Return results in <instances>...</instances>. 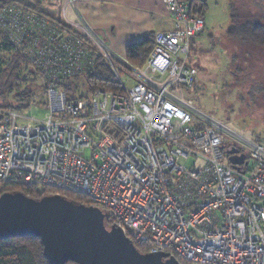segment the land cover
<instances>
[{"label": "built area", "instance_id": "built-area-1", "mask_svg": "<svg viewBox=\"0 0 264 264\" xmlns=\"http://www.w3.org/2000/svg\"><path fill=\"white\" fill-rule=\"evenodd\" d=\"M60 3L67 27L15 3L0 13L1 28L41 80L46 110L42 118L0 112V194L6 184L79 193L142 253L186 264H264V145L184 94L197 82L190 47L204 18L189 1L164 0L173 27L154 33L139 65L68 18L75 0ZM97 58L120 90L69 98L65 81ZM232 147L245 154L236 167Z\"/></svg>", "mask_w": 264, "mask_h": 264}, {"label": "rangeland", "instance_id": "rangeland-1", "mask_svg": "<svg viewBox=\"0 0 264 264\" xmlns=\"http://www.w3.org/2000/svg\"><path fill=\"white\" fill-rule=\"evenodd\" d=\"M48 1L52 2L44 0L43 6L55 13L56 1ZM206 5L204 30L193 39L190 50V61L198 69L197 82L185 90V98L216 118L231 122L237 129L251 132L253 138L264 145V48L230 39L225 33L230 25L232 6L241 20L256 18L264 21V0H206ZM11 61V52L0 51L2 107L18 104L16 82L7 88L8 80L13 77L8 75L4 79V72H1ZM17 75L20 79L18 88L33 93L28 116L42 118L46 110L39 76L26 64L21 66ZM82 81L83 78L73 81L75 97L84 92ZM226 146L236 145L227 140ZM252 163L253 159L249 158V166ZM187 164L190 166L192 160Z\"/></svg>", "mask_w": 264, "mask_h": 264}, {"label": "water", "instance_id": "water-1", "mask_svg": "<svg viewBox=\"0 0 264 264\" xmlns=\"http://www.w3.org/2000/svg\"><path fill=\"white\" fill-rule=\"evenodd\" d=\"M227 153L232 167L245 162L236 147ZM18 236L38 238L48 264H180L167 254L140 252L118 227H107L103 210L60 194L36 199L2 192L0 239Z\"/></svg>", "mask_w": 264, "mask_h": 264}, {"label": "trees", "instance_id": "trees-1", "mask_svg": "<svg viewBox=\"0 0 264 264\" xmlns=\"http://www.w3.org/2000/svg\"><path fill=\"white\" fill-rule=\"evenodd\" d=\"M59 1V0H58ZM189 1L193 14L202 16L204 18V13L207 8L206 0H182ZM11 3L22 5L28 9H31L39 14H43L49 17L52 21L57 24L67 27L59 17V4L57 3V11L52 13L47 10L42 3V0H32V1H20V0H0V13L3 12ZM231 10L230 25L226 30V36L230 39H239L242 42L250 43L259 48H264V21H258L256 18L241 20L238 17V12L233 8ZM0 24V51L11 52L12 61L3 73L4 79H7L8 75L13 78L8 80L7 88H10L11 84L15 81L16 89L18 93L15 98L17 100V105L13 106H0L1 110H16L22 111L28 109L30 106V101L33 93L28 90H20L18 88V81L20 80L17 73L23 65H30L29 56L26 53L21 52L16 49ZM193 45V40L191 42V47ZM154 47V33L149 34L140 41L130 43L125 50V57L132 63L143 64L148 58ZM190 47V50H191ZM30 67V66H29ZM31 68V67H30ZM32 69V68H31ZM33 70V69H32ZM34 71V70H33ZM84 79L83 86L84 92L79 95L80 98H87L95 90L103 91H119L120 86L116 81L113 74L109 69L101 62L100 59L95 60L94 68L88 70L83 76H75L74 78H68L63 84L69 98H74L75 86L73 81L76 79ZM5 82V81H4ZM6 83V82H5ZM4 83V84H5ZM43 90V89H42ZM6 191H21L25 195L32 198H40L44 195L60 194L65 198L72 200L77 203H83L90 206L92 203L89 201L88 197L85 195L74 193L66 190H56L53 188H45L43 191H38L33 186H26L20 184H6L4 186L3 192ZM141 252L144 250L138 248ZM181 264H186L180 261ZM0 264H48L47 260L44 258L42 253V245L40 240L35 237L30 236H18V237H6L0 239ZM66 264H73L72 262H67Z\"/></svg>", "mask_w": 264, "mask_h": 264}, {"label": "crops", "instance_id": "crops-1", "mask_svg": "<svg viewBox=\"0 0 264 264\" xmlns=\"http://www.w3.org/2000/svg\"><path fill=\"white\" fill-rule=\"evenodd\" d=\"M55 1L59 4L61 17L63 7L60 2L63 0ZM75 11L68 15L70 20L76 16L82 19L120 55H125L130 43L173 27L172 16L164 0H75Z\"/></svg>", "mask_w": 264, "mask_h": 264}]
</instances>
